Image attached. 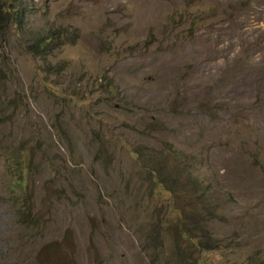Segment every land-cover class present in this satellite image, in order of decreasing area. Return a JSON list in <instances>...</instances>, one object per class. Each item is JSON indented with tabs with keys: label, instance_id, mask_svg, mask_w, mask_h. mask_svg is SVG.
Segmentation results:
<instances>
[{
	"label": "rangeland",
	"instance_id": "obj_1",
	"mask_svg": "<svg viewBox=\"0 0 264 264\" xmlns=\"http://www.w3.org/2000/svg\"><path fill=\"white\" fill-rule=\"evenodd\" d=\"M11 1L0 264H264V0Z\"/></svg>",
	"mask_w": 264,
	"mask_h": 264
},
{
	"label": "trees",
	"instance_id": "obj_2",
	"mask_svg": "<svg viewBox=\"0 0 264 264\" xmlns=\"http://www.w3.org/2000/svg\"><path fill=\"white\" fill-rule=\"evenodd\" d=\"M18 14V12H17ZM16 19V10L14 5H12L11 0H0V36L5 31L8 24L14 23ZM54 34L47 32L41 35H37L28 44V51L34 56L37 52L47 53L53 49ZM22 174H19L15 178L16 183L22 182Z\"/></svg>",
	"mask_w": 264,
	"mask_h": 264
}]
</instances>
